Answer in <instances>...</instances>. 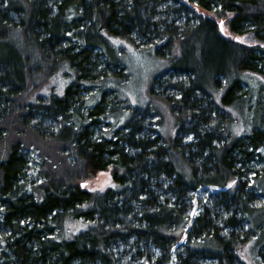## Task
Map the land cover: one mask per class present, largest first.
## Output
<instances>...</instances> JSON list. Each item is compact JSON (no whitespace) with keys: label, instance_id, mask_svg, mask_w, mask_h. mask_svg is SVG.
I'll use <instances>...</instances> for the list:
<instances>
[{"label":"trees","instance_id":"16d2710c","mask_svg":"<svg viewBox=\"0 0 264 264\" xmlns=\"http://www.w3.org/2000/svg\"><path fill=\"white\" fill-rule=\"evenodd\" d=\"M118 38L169 62L128 116ZM263 153L264 0H0V264H240Z\"/></svg>","mask_w":264,"mask_h":264},{"label":"rangeland","instance_id":"374dc122","mask_svg":"<svg viewBox=\"0 0 264 264\" xmlns=\"http://www.w3.org/2000/svg\"><path fill=\"white\" fill-rule=\"evenodd\" d=\"M230 35L235 36L232 34ZM117 41V45L121 49V62L127 71V78L125 81L119 82V85L116 87L114 83L110 85L115 87L116 94L121 102V113L123 112V115L128 116L131 114L134 108H141L146 106L147 103H150L148 92L150 84L156 76L160 75L168 68L169 62L165 58L161 57L160 54H158L156 47L148 46L138 48L123 39L119 40L118 38ZM107 70H111L110 67ZM109 81H114V78H111ZM61 83L62 82H60L59 85H61ZM82 88L83 89L80 90L81 94L90 99L91 94L94 91V87L83 86ZM100 96L101 92H98L97 98ZM117 110L118 109H115L113 111L116 112ZM107 128V124H105L103 121H98L93 125V136L95 138L101 137ZM25 156L30 162H32V164L35 163V158L37 157L34 155V153L31 151H25ZM238 164L241 165L240 170L243 173L242 178L247 179L249 182L254 181L252 178L254 172L250 169V167L258 170L256 173L260 174V176L258 175L259 177L256 180V185L259 186L264 193V153L262 157L255 156L251 160L243 158V161H240ZM110 185H112L110 170L98 172L96 176L89 182V187L92 189H104ZM248 189H252V187ZM211 193L212 190L210 188H205L200 192V195L204 201H207L212 199L210 195ZM257 193L259 199L258 204H262L260 207H258V209L250 212V218L259 222L261 226L258 228L256 235L252 236V238L246 241V243L240 248V264H259L256 261V257L258 256L255 255L258 248L262 246L264 242V195H260L261 192L259 190ZM74 223L75 222H73L71 225H75V227L80 226V223ZM243 224L245 225V228L248 227L247 222L243 221ZM83 225L84 223L81 224V226ZM126 259H129V257ZM133 264H139V261L136 260V262H133Z\"/></svg>","mask_w":264,"mask_h":264},{"label":"snow or ice","instance_id":"6c2138e0","mask_svg":"<svg viewBox=\"0 0 264 264\" xmlns=\"http://www.w3.org/2000/svg\"><path fill=\"white\" fill-rule=\"evenodd\" d=\"M221 24H223V22H221ZM221 31H223V28L221 29ZM229 187H231V185H229Z\"/></svg>","mask_w":264,"mask_h":264}]
</instances>
